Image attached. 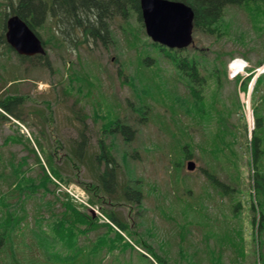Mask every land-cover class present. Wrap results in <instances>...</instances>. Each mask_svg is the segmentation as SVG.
<instances>
[{
  "label": "trees",
  "instance_id": "1",
  "mask_svg": "<svg viewBox=\"0 0 264 264\" xmlns=\"http://www.w3.org/2000/svg\"><path fill=\"white\" fill-rule=\"evenodd\" d=\"M171 1L183 2L193 8L195 35L205 34L222 40L223 37L219 32L222 21L230 9L250 11L264 21V0ZM6 3L8 5L5 4V10L0 9L2 22L0 43L6 44V52L0 57V70L3 71V75H7L12 66L20 73H15L13 78L1 84L0 121L9 120L11 116L21 123L27 122L30 126H35L34 116L47 120L41 109L33 110V107L25 106L30 96L18 94L16 86L26 80L23 76L28 67L26 69H23L22 65L16 67L10 58H6L10 53H15L6 42V21L9 16L19 15L41 38L46 48L59 47L60 38H63L65 42H72L76 47L77 45L83 47L91 42L109 45L115 40L113 24L119 20L132 28L129 23L136 19L140 27L145 29L139 0H18V9L15 8L12 0H6ZM7 9L10 12H7ZM49 22L52 23L51 26ZM132 35L136 38L134 32ZM150 47L151 50H145L147 56L142 63L143 69H161L163 63L160 58L163 57L173 70L174 81L185 89L184 95L180 98L161 100L177 125V134L185 140L183 145L179 146V152L184 155L185 160L195 159L198 164H201L198 169L204 175L209 188L222 199L228 198L230 212L235 218L241 217L244 187L240 186L244 179L238 169L235 146H239V138L242 136H238L221 118L225 116L229 118L234 111L243 113L241 95L247 96L257 69L264 65V56L255 66L247 69V75H239L231 80L228 66L234 56L223 57L222 52L197 48L196 43L191 47L193 50L189 48L183 51L169 50L154 43ZM153 53L158 55L159 59L151 58ZM17 57L20 64L35 60L36 66L48 65L47 61H43L47 59L43 55L35 57L17 55ZM244 58L251 62L248 55ZM69 73L71 84L81 83L73 69H70ZM3 75L0 74V77L2 78ZM163 85L165 82L163 84L154 82V88L160 94L166 92ZM148 87L150 86H146V89ZM80 89L82 92L83 87ZM93 89L90 88V92ZM74 93L70 91V87L64 92L68 96ZM79 101L83 103L80 99ZM227 103L233 108L226 106V113H223L220 106ZM83 106L82 104V112ZM251 109L254 129L250 135L249 128L247 124L245 125L244 149L248 165L252 169L251 178H253L250 180V186L254 192V199L252 198L249 205L250 214L253 216L254 227L257 226L258 236L260 235L261 259L264 264V73L259 75L254 85ZM179 110H185L186 112L181 111V113L190 121L193 118L196 125L203 128L204 131L198 142H195L191 132L193 124L182 122L176 117ZM81 111L75 112L74 115L81 124L80 141L75 142V147L69 154H58L56 150L62 149L60 145L53 150L54 148L47 142L45 129L35 132L34 141L44 161L34 147L31 146L30 152L33 153L39 172L37 170L35 173L32 170L27 157L18 160L15 154L11 153L8 158L3 159L0 151V264H106L105 261H110V264H171L170 259L174 257L173 253V256L169 252L166 257H160L153 247L140 244L130 233V218H127L125 213L116 206L122 202L140 206L144 196L143 190L137 181L130 179L128 182L121 175L120 166L103 140L100 142L99 152L87 151L90 138L87 135L88 129L84 128H87V120L91 118V115L81 114ZM162 117L165 115L162 114ZM205 122H213V125L208 126ZM41 125L43 128V124ZM123 128L127 134V140H131L134 131L127 125ZM170 135L173 139L175 138V134L170 133ZM11 141L15 140L12 137L5 139L2 146L11 144ZM194 147L200 149V155H195ZM63 159H65L64 162L60 164ZM102 161L106 162L104 171L100 168ZM84 164L92 172L91 180L80 177ZM172 164L177 173L183 165ZM177 173L173 181L176 183L174 197L173 199L170 198L171 196L168 197L172 210L178 208L181 215L179 219L172 217L177 220L174 235L175 238L179 237L176 244L180 246L179 257L175 263L193 264L191 261L193 259L189 260L188 253V249L190 250L193 246L190 239L191 230L185 231V227H180L182 230H179L178 222L184 221L187 225H192L191 221H198L199 217H202L204 226L209 227L210 230L207 234H200L202 238L200 242H204L207 246L205 253L210 259V264H223L225 251H230L231 258L234 257L232 262L238 264V261L242 259L238 244L239 236L243 234L239 231L243 229L235 226L232 228L229 223L221 224L222 221L209 212L208 202L214 201V195L209 194L205 189L204 194H197L188 183L183 186ZM54 179L67 187L72 184L81 185L89 196L90 202L102 208L104 215L118 228L119 232L108 224L106 226L114 233L113 238L107 237L103 240L99 237L93 241L88 240V235L94 230L93 226L96 222L93 218L83 215L78 210L80 207L66 192H57L58 185ZM119 187L122 189L123 196L116 204L112 202V198ZM158 208L162 212L166 210L161 205ZM220 213L223 214V212ZM192 216L194 218H191ZM228 217L226 214V218ZM96 225L97 228L101 227L97 223ZM228 228H232L233 233L227 232ZM152 232L156 238V245L165 247L153 229ZM126 235L136 246L124 238ZM83 239L87 242L82 243ZM53 243L60 245L61 249H53L52 259H46L43 257V249L49 245L53 246ZM71 250L76 251L78 259L71 254ZM216 250L219 253L218 256ZM66 251L68 254L62 258ZM164 258L167 259L162 260ZM131 260H136L137 263Z\"/></svg>",
  "mask_w": 264,
  "mask_h": 264
},
{
  "label": "rangeland",
  "instance_id": "2",
  "mask_svg": "<svg viewBox=\"0 0 264 264\" xmlns=\"http://www.w3.org/2000/svg\"><path fill=\"white\" fill-rule=\"evenodd\" d=\"M0 3H2L0 9L4 11V6L7 4L6 0H0ZM12 3L16 6L17 0H12ZM7 12H10V10L7 9ZM129 24L132 28L121 22V20L113 24L115 40L109 45L91 42V44H85L83 47L79 45L76 47L72 42L68 43L60 38L59 47L50 46L46 49L45 56L47 59L43 61L48 62L47 66H36L35 60L20 64L16 53H10L6 56V58H10L12 64L16 67H20V65L23 66V69L28 67L23 76V79L26 80L16 86L18 94L30 96V99L26 100L25 106L27 108L33 107V110L41 109L44 118L47 117V120L34 116L35 126H30L27 122L23 123L24 125L20 122H17V124L11 116H9V120H1L0 151L3 159L8 158L11 153L15 154L18 160L27 157L32 170L35 173L37 170L39 172L38 167L35 165L33 153L30 152L31 146L34 147L42 161H44L34 141L35 132L39 129H45L47 142L54 148L53 150H56L55 148L60 145L62 149L60 151L56 150V152L60 155L69 154L70 150L75 147V142L80 141L81 124L74 115L75 112L81 111L83 104L81 114L91 115V118L87 120V128L83 126L84 129H88L87 135L90 138L87 151L99 152L100 142L103 140L120 166L121 175L128 182L130 179L137 181L143 190L144 196L140 206L126 202L116 206L125 213L127 218H130L129 231L140 244L153 247L160 257H166L169 252L173 253L174 257L170 259L171 264H176L180 246L176 244L179 237L175 238L174 233H176V230L174 231V226L177 225L175 219H179L181 215L178 208L172 210L171 201L168 197L171 196L170 198L173 199L176 187V183L173 181L177 172H175L172 163H178L183 164L177 173L183 186L188 183L197 194H204L205 189L206 192L214 195V201L208 202L210 214L218 217L222 221L221 224L229 223L232 228L235 226L243 229L239 231L243 234L239 236L238 244L242 259L238 261V264L240 262L241 264H262L260 235L258 236L257 226L254 227L252 223L253 216L250 214L249 207L252 198L254 199V192L250 186V180H253L251 178L252 169L248 165L244 149L245 125L247 124L250 135L254 129L253 111L251 105L250 108L248 105L249 92L247 96L245 94L241 95L243 113L234 111V114L229 118L227 116L221 118L238 136H242V138H239V146H235V150L238 156L236 160L238 169L244 179L240 186L244 187L243 210L241 217L235 218L229 210L230 202L228 198L222 199L213 189L209 188L210 186L204 175L198 169L201 164H198L195 159L185 160L184 155L179 152V146H182L185 140L177 134V125L170 117V112L162 105L161 100L180 98L184 95V87L174 81L172 77L173 70L170 69L169 64L163 57L160 58L163 63L161 69H143L142 63L144 57L147 56L145 50H151L150 46L153 42L136 19H133ZM49 25L51 26L52 23L49 22ZM1 26L2 22L0 21ZM220 30L222 40L205 34L195 35L196 47L222 52L223 57L226 58L234 56V60H245V55H248L251 62L246 60L248 62L247 67L255 66L257 61L263 58L264 21L257 15L242 9H230L222 21ZM132 32H134L136 38L133 37ZM5 45V43H0V57L6 52ZM76 48L78 50H75ZM151 55L153 56H150L151 58L159 59L155 53ZM70 69L74 70L81 83L71 84L69 79ZM2 72L0 70L1 75H3ZM15 73L19 74L20 72L15 71V68L11 66V70L7 72V75L0 77V87L5 81L13 78ZM154 82L162 84L165 82V85H163L166 89L165 94L162 92L160 94L154 88ZM146 86L150 87L146 89ZM68 87H70L71 92H75L73 95L64 94ZM80 87H83L82 92L81 89L79 90ZM90 88H94L92 92H90ZM185 106L187 107V105ZM226 106L227 108H233L228 103L223 104L220 106L223 113H226ZM181 111L186 112L185 110H179L176 117L180 118L182 122L193 124L191 132L195 137V142H198L201 133L204 131L203 128H199L193 118L191 121L188 120V117ZM162 114L166 118L162 117ZM205 123L208 126L213 125V122ZM41 124H43V128H41ZM124 125L130 126L134 131L131 140H127ZM170 133L175 134L174 139ZM32 134L33 136H31ZM9 137H12L15 141L2 146L5 139ZM193 151L196 156L201 154L199 148L194 147ZM64 160H61L60 164ZM75 160L77 161V159ZM192 161L197 162V168L193 172L187 169V164ZM100 168L101 171H104L106 162L102 161ZM80 177L84 180H91L92 178V172L85 164L82 165ZM58 186L56 188L58 193L65 191L72 198L80 197L85 202L89 201V197L79 184L70 187L64 184ZM122 196V189L119 187L112 198V202L119 203ZM74 203L80 207L78 210L83 215L87 218H93L94 222L101 226L97 228L96 223L94 224V230L88 235V240L93 241L99 237L103 240L107 237L113 238L114 233L106 226L108 222L101 214L103 210L99 205H94L96 210H93L90 206L88 207L80 202L78 204L74 201ZM159 205L166 210L162 212L158 208ZM220 212H223V214L221 215ZM226 214L229 216L228 218H226ZM191 218H194V216ZM191 222L192 225H187L184 221L178 222L179 230H182L180 227H185V231L191 230L190 239L193 246L190 250L188 249L189 260L193 259L191 260L193 264H210V259L205 253L207 246L204 242H200L202 239L200 234H207L210 228L204 226L205 222L202 217H199L198 221ZM232 228H228L226 231L233 233ZM112 229L118 231L114 227ZM152 229L161 238L159 241H163L165 247L156 245V238L152 235ZM124 238L126 240L130 239L127 235ZM84 242L87 241L83 239L82 243ZM132 243L134 244L133 241ZM53 244V246L49 245L43 249V257L46 259H52L53 249H61L60 245ZM213 249H215V246H213ZM141 252L143 251L141 250ZM65 254H68V252H64L62 258ZM71 254L78 259L76 251L71 250ZM216 255H219L218 251ZM231 255L230 251H225L223 264H237L232 262L234 257L231 258ZM105 263L110 264V261H105ZM188 264L192 263L189 262Z\"/></svg>",
  "mask_w": 264,
  "mask_h": 264
},
{
  "label": "water",
  "instance_id": "3",
  "mask_svg": "<svg viewBox=\"0 0 264 264\" xmlns=\"http://www.w3.org/2000/svg\"><path fill=\"white\" fill-rule=\"evenodd\" d=\"M139 1L146 33L154 43L172 50H184L194 44L195 12L191 6L171 0ZM7 30V42L20 55L46 53L42 40L19 16L9 19ZM257 77L252 82L249 98ZM187 167L194 171L196 164L189 162Z\"/></svg>",
  "mask_w": 264,
  "mask_h": 264
},
{
  "label": "bare ground",
  "instance_id": "4",
  "mask_svg": "<svg viewBox=\"0 0 264 264\" xmlns=\"http://www.w3.org/2000/svg\"><path fill=\"white\" fill-rule=\"evenodd\" d=\"M243 68V63L240 61H235L231 65V70L232 71H241Z\"/></svg>",
  "mask_w": 264,
  "mask_h": 264
},
{
  "label": "built area",
  "instance_id": "5",
  "mask_svg": "<svg viewBox=\"0 0 264 264\" xmlns=\"http://www.w3.org/2000/svg\"><path fill=\"white\" fill-rule=\"evenodd\" d=\"M75 199L78 200V201L81 202V203L86 204V202H85L83 199H81L80 197H77V198H75Z\"/></svg>",
  "mask_w": 264,
  "mask_h": 264
},
{
  "label": "flooded vegetation",
  "instance_id": "6",
  "mask_svg": "<svg viewBox=\"0 0 264 264\" xmlns=\"http://www.w3.org/2000/svg\"><path fill=\"white\" fill-rule=\"evenodd\" d=\"M18 6H19V5H18V0H17V4H16L15 8L18 9ZM8 19H9V18H8ZM8 19H7V22H8ZM6 27H7V24H6ZM15 53H16V55H19L17 52H15Z\"/></svg>",
  "mask_w": 264,
  "mask_h": 264
}]
</instances>
